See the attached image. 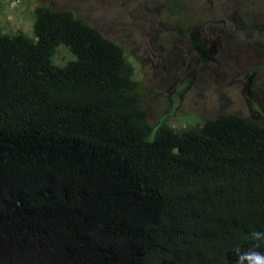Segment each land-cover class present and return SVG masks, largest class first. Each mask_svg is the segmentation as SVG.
<instances>
[{"label": "trees", "instance_id": "16d2710c", "mask_svg": "<svg viewBox=\"0 0 264 264\" xmlns=\"http://www.w3.org/2000/svg\"><path fill=\"white\" fill-rule=\"evenodd\" d=\"M34 15L32 37L0 33V264H236L264 231V126L152 127L117 43Z\"/></svg>", "mask_w": 264, "mask_h": 264}, {"label": "rangeland", "instance_id": "374dc122", "mask_svg": "<svg viewBox=\"0 0 264 264\" xmlns=\"http://www.w3.org/2000/svg\"><path fill=\"white\" fill-rule=\"evenodd\" d=\"M39 5L72 11L122 48L150 126L221 112L264 126V0H0V33L32 37ZM71 58L60 45L53 62Z\"/></svg>", "mask_w": 264, "mask_h": 264}, {"label": "clouds", "instance_id": "9594fccd", "mask_svg": "<svg viewBox=\"0 0 264 264\" xmlns=\"http://www.w3.org/2000/svg\"><path fill=\"white\" fill-rule=\"evenodd\" d=\"M248 239L251 242L248 250L242 251L240 247L234 249L238 257L236 264H264V252L258 250L264 246V231L252 229Z\"/></svg>", "mask_w": 264, "mask_h": 264}, {"label": "flooded vegetation", "instance_id": "af4514ba", "mask_svg": "<svg viewBox=\"0 0 264 264\" xmlns=\"http://www.w3.org/2000/svg\"><path fill=\"white\" fill-rule=\"evenodd\" d=\"M236 19H238V20H242L241 17H238V16L236 17ZM240 23H241V22H240Z\"/></svg>", "mask_w": 264, "mask_h": 264}]
</instances>
